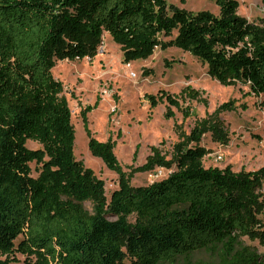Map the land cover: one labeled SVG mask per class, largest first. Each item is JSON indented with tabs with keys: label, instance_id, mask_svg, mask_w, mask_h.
Masks as SVG:
<instances>
[{
	"label": "trees",
	"instance_id": "obj_1",
	"mask_svg": "<svg viewBox=\"0 0 264 264\" xmlns=\"http://www.w3.org/2000/svg\"><path fill=\"white\" fill-rule=\"evenodd\" d=\"M216 3L219 15L167 0H0V264L18 253L37 264H193L202 251L216 259L197 264H264L241 241L264 243V166L205 167L201 140L212 128L202 121L175 145L171 160L152 146L140 168L175 165L172 173L133 186L116 142L97 140L89 128L97 100L83 122L92 154L119 176L108 199L105 181L75 156L72 111L52 72L56 60L94 57L107 32L126 63L177 46L207 64L221 85L241 83L264 97V19L239 15L237 0ZM175 30L174 39H161ZM185 92L191 99L199 93ZM147 100L151 108L164 100L180 107L166 92ZM30 140L40 147H28Z\"/></svg>",
	"mask_w": 264,
	"mask_h": 264
},
{
	"label": "rangeland",
	"instance_id": "obj_2",
	"mask_svg": "<svg viewBox=\"0 0 264 264\" xmlns=\"http://www.w3.org/2000/svg\"><path fill=\"white\" fill-rule=\"evenodd\" d=\"M238 14L251 22L264 19L262 0H237ZM190 12L207 10L219 15L216 0H167ZM177 36L162 35L163 41ZM53 75L63 84L62 95L72 111L75 127V156L86 167L105 181L108 199L119 186V176L89 148V137L84 129L83 111L99 100L97 108L87 113L88 125L99 141L116 142L115 153L123 171L133 186L149 185L166 178L176 166L140 169L158 147L171 160L177 143L187 140L192 128L207 121L212 130L203 134L201 146L208 150L205 167L226 168L233 171H254L264 166V97L250 94L248 85H221L208 73V66L199 58L177 46L156 47L146 59L123 60V51L111 36L104 32L94 57L75 60H56ZM196 90L190 98L185 92ZM175 97L180 107L170 106L167 100L151 108L147 96L160 97L163 93ZM232 104L222 109L221 106ZM190 106L191 115L184 109ZM170 108L172 116H166ZM221 127V129L219 128ZM28 147H40L28 141ZM139 146L137 155L135 150ZM34 168L35 165L32 164ZM37 175L36 172H34ZM264 193V186L262 189ZM264 222V212L261 215ZM244 246L264 256V243L243 237ZM11 264H37L36 257L18 253ZM215 254L202 251L192 256L193 264L214 262ZM179 264H184L182 260Z\"/></svg>",
	"mask_w": 264,
	"mask_h": 264
}]
</instances>
